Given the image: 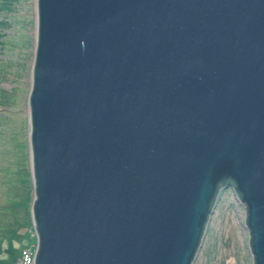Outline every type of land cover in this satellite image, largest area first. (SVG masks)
I'll return each mask as SVG.
<instances>
[{"label":"water","instance_id":"1","mask_svg":"<svg viewBox=\"0 0 264 264\" xmlns=\"http://www.w3.org/2000/svg\"><path fill=\"white\" fill-rule=\"evenodd\" d=\"M35 15L34 264H191L224 185L264 264V0H35Z\"/></svg>","mask_w":264,"mask_h":264},{"label":"rangeland","instance_id":"2","mask_svg":"<svg viewBox=\"0 0 264 264\" xmlns=\"http://www.w3.org/2000/svg\"><path fill=\"white\" fill-rule=\"evenodd\" d=\"M35 26V0H0V264L35 250L27 103ZM246 216L234 187L221 186L191 264H254Z\"/></svg>","mask_w":264,"mask_h":264},{"label":"built area","instance_id":"3","mask_svg":"<svg viewBox=\"0 0 264 264\" xmlns=\"http://www.w3.org/2000/svg\"><path fill=\"white\" fill-rule=\"evenodd\" d=\"M35 250L31 247H23L16 259V264H34Z\"/></svg>","mask_w":264,"mask_h":264},{"label":"bare ground","instance_id":"4","mask_svg":"<svg viewBox=\"0 0 264 264\" xmlns=\"http://www.w3.org/2000/svg\"><path fill=\"white\" fill-rule=\"evenodd\" d=\"M34 55V54H33ZM30 78H31V74H30ZM240 200V199H239ZM35 247H36V243H35V245H34Z\"/></svg>","mask_w":264,"mask_h":264},{"label":"trees","instance_id":"5","mask_svg":"<svg viewBox=\"0 0 264 264\" xmlns=\"http://www.w3.org/2000/svg\"><path fill=\"white\" fill-rule=\"evenodd\" d=\"M223 184H225V183H223ZM217 192H218V191H217ZM215 197H216V196H215ZM214 200H215V198H214ZM214 200H213V201H214Z\"/></svg>","mask_w":264,"mask_h":264}]
</instances>
